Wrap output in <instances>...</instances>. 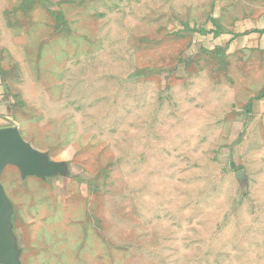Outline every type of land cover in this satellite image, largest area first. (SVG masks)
<instances>
[{"label":"rangeland","instance_id":"1","mask_svg":"<svg viewBox=\"0 0 264 264\" xmlns=\"http://www.w3.org/2000/svg\"><path fill=\"white\" fill-rule=\"evenodd\" d=\"M3 3L10 127L56 164L2 168L19 263L264 264V52L231 4Z\"/></svg>","mask_w":264,"mask_h":264},{"label":"crops","instance_id":"2","mask_svg":"<svg viewBox=\"0 0 264 264\" xmlns=\"http://www.w3.org/2000/svg\"><path fill=\"white\" fill-rule=\"evenodd\" d=\"M0 2L4 4L3 0H0ZM221 2L231 4L229 6L230 12L224 17L223 11L220 12L217 9L214 10L212 17L216 19L222 16L223 25L230 27L232 34H244L246 36V41L242 46L244 49L241 51L245 55L250 54L252 51L264 52V0H221ZM226 9H228V6H226ZM0 11H6L4 5H0ZM214 24H216L214 28L220 32L217 22L214 21ZM13 105L14 100L7 90L0 69V129L12 128L10 122L12 120Z\"/></svg>","mask_w":264,"mask_h":264},{"label":"water","instance_id":"3","mask_svg":"<svg viewBox=\"0 0 264 264\" xmlns=\"http://www.w3.org/2000/svg\"><path fill=\"white\" fill-rule=\"evenodd\" d=\"M41 155L34 151L21 139L18 131L14 128L0 129V220L1 212L5 201V191L1 183V172L5 162L23 163L24 170L45 171L52 175L56 170V164L51 165L50 169L45 170L40 165ZM0 242L7 248L12 264L19 263V253L14 250L6 239L5 233L0 226Z\"/></svg>","mask_w":264,"mask_h":264},{"label":"trees","instance_id":"4","mask_svg":"<svg viewBox=\"0 0 264 264\" xmlns=\"http://www.w3.org/2000/svg\"><path fill=\"white\" fill-rule=\"evenodd\" d=\"M190 28H191V26H190ZM213 28H214V26H213ZM214 29H215V28H214ZM210 30H213V29H210ZM207 33H214V32H207ZM263 98H264V95L258 97V99H263Z\"/></svg>","mask_w":264,"mask_h":264}]
</instances>
